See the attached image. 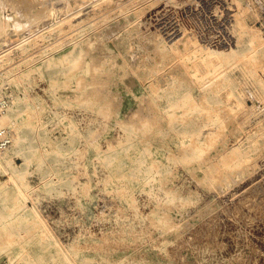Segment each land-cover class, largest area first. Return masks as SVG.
Instances as JSON below:
<instances>
[{
	"label": "rangeland",
	"instance_id": "rangeland-1",
	"mask_svg": "<svg viewBox=\"0 0 264 264\" xmlns=\"http://www.w3.org/2000/svg\"><path fill=\"white\" fill-rule=\"evenodd\" d=\"M79 9L60 31L56 19ZM236 14L264 41L262 0H0V98L12 116L0 126L13 135L2 152L29 195L20 223L14 200L0 202V264H264V91L253 65L215 89L202 52L173 61L161 51L183 34L229 46L207 36L236 39ZM190 140L198 155L182 150ZM239 145L249 157L235 174L225 163ZM7 179L0 169V190Z\"/></svg>",
	"mask_w": 264,
	"mask_h": 264
},
{
	"label": "bare ground",
	"instance_id": "bare-ground-1",
	"mask_svg": "<svg viewBox=\"0 0 264 264\" xmlns=\"http://www.w3.org/2000/svg\"><path fill=\"white\" fill-rule=\"evenodd\" d=\"M75 4H77V1H75ZM83 4L85 3H79V5H76L77 7L80 6H84ZM74 9H76V7H74ZM72 9V10H74ZM68 11L66 12L63 17L61 18H57L55 24L57 25L58 29L60 31H64L65 27L64 24L65 22L68 23L67 21H69V23L72 26V17L76 16V14H78L80 12L81 9L76 10V11ZM233 16V15H232ZM234 18V17H233ZM226 19V18H225ZM230 19V18H229ZM232 19V18H231ZM235 25H236V31H237V38H235V35H231L228 38H225V41H223L224 43L229 44V46L226 47H219V48H213V47H207L205 46L206 44L202 45V43H199L196 39L193 38V36H189L188 34H183V35H178L175 30V33L178 35V37L176 39H174L171 42H166L163 43L162 40H160L159 42H162L164 45V47L161 49V51L163 50L164 53L166 50L169 51L170 55V59L173 61H183V58L187 57L188 55H190L191 53L193 54H198V52H202V56L204 57L205 60H207L208 64L212 67L211 70L213 72V76L212 78H210V80L208 81L209 85H211L213 88L215 89H221L223 87H225V85L229 82L232 81L233 76L230 74L231 69L235 68V67H239L240 64L242 63H247L246 66L249 67L248 62L252 63L253 67L251 69L250 72V76L249 79H251L254 84L259 88L260 91H264V41L263 39H261V34L257 33V32H252L250 33V30L245 26L242 16L236 14L235 16ZM0 24H3V21H1V17H0ZM234 25V26H235ZM3 28V25H2ZM1 29V28H0ZM4 29V28H3ZM166 29V27H165ZM177 29V28H176ZM235 29V28H234ZM2 30V29H1ZM182 32V31H181ZM180 32V33H181ZM168 33V32H167ZM171 33V32H170ZM228 33V32H227ZM169 35V33H168ZM90 40V39H89ZM67 41V40H66ZM65 42V40H64ZM62 43V42H61ZM160 43V44H162ZM60 44V43H59ZM211 44V43H210ZM242 44L247 46V49L241 50L240 47H243ZM224 45V44H223ZM162 46V45H161ZM222 46V45H221ZM73 47V46H72ZM59 50V49H58ZM160 50V49H159ZM162 51V52H163ZM160 52V51H159ZM163 57L166 55L162 54ZM66 56V55H65ZM62 56V57H58L56 59H54L53 62H56V64H59V69H58V74L59 75H64L66 73L63 65L64 62L67 61L66 57ZM201 56V57H202ZM196 57V56H195ZM94 63V62H93ZM176 63V62H175ZM206 63V62H205ZM249 63V64H250ZM49 64V63H48ZM182 64V63H181ZM244 64V65H245ZM193 65V64H192ZM184 66V65H183ZM199 66V65H198ZM243 66V65H241ZM189 67V66H188ZM192 67V66H191ZM247 67V68H248ZM91 68V67H90ZM193 68V67H192ZM203 68V67H202ZM244 68V67H243ZM241 68V69H243ZM88 70V69H87ZM244 70H246L244 68ZM86 72V71H85ZM246 72L244 71V74ZM86 74V73H85ZM189 75H191L190 73H188ZM248 75V74H247ZM176 76V75H175ZM188 76V75H187ZM186 76V78H188ZM190 79L188 78V82H186V88H188L189 90V94L192 96V90L193 88H196L198 86L197 84V80L196 77H191L189 76ZM94 80V79H93ZM169 80V79H168ZM185 80V79H184ZM237 83V82H236ZM76 85V84H75ZM95 85V84H93ZM205 84H202L201 87H204ZM207 85V84H206ZM239 85V84H238ZM230 86V85H229ZM80 87V86H79ZM200 87V86H199ZM236 90V89H235ZM98 91V90H97ZM108 91V90H107ZM227 91V90H226ZM232 92V90H231ZM234 92V91H233ZM155 93V92H154ZM184 93V92H183ZM220 93V92H219ZM235 93V92H234ZM229 94V92H228ZM233 94V93H232ZM4 96H2L0 99H2ZM9 97V96H8ZM19 97V96H18ZM187 97V96H186ZM233 97V96H232ZM189 98V96H188ZM255 99V98H254ZM10 100V97H9ZM193 100V99H192ZM198 100V99H197ZM221 100V99H220ZM237 100V99H236ZM185 101V100H184ZM187 101V100H186ZM227 101V100H226ZM234 101V100H233ZM255 101V100H254ZM256 102V101H255ZM10 103L11 100L9 102V105L7 106V109L0 115V118L2 119H12V116L9 112H7L10 108ZM91 103V100L88 102ZM32 106V105H31ZM218 108V107H217ZM15 109V108H14ZM182 110V109H181ZM135 111V110H134ZM222 111V110H221ZM224 111V110H223ZM7 112V113H6ZM6 113V114H5ZM160 113V112H159ZM158 113V114H159ZM17 114V113H16ZM3 116V117H1ZM174 116V115H173ZM184 116V115H183ZM202 116V115H201ZM130 118V117H129ZM0 119V120H2ZM184 120L186 122H193L197 120V117L191 114H185ZM180 123V122H179ZM182 123V122H181ZM186 125V124H185ZM196 125V124H195ZM187 126V125H186ZM1 128H8L11 131V139L13 141V135H12V129L9 128L8 126H0ZM203 129V128H202ZM207 131V130H206ZM199 133V132H198ZM178 134V133H177ZM196 134L195 132H192V134L190 135H194ZM136 136V135H135ZM181 137V136H180ZM194 138V139H193ZM193 140H198V136L197 137H193ZM191 142H194V141ZM206 140V139H205ZM249 140V139H248ZM25 141V140H24ZM152 141V140H151ZM204 142V141H203ZM219 143V142H218ZM244 143V142H243ZM12 144V142H11ZM10 144V145H11ZM227 144V143H226ZM239 144V143H237ZM254 144V143H253ZM9 145V146H10ZM181 145V144H180ZM8 146V147H9ZM21 140L18 137V142L17 144L14 146V148L12 149L13 151L17 152V153H21ZM243 145H239L236 147L231 148V153L234 157V160H232V162H228L227 164L225 163V165L227 166L226 171L229 170H236L237 174V169L236 168H240L243 163L248 160L247 158L249 157L248 154L245 155L244 153V149L242 148ZM7 147V148H8ZM7 148H5L4 150H6ZM182 150L186 153L190 152V151H196L197 155L200 151V149H202L203 147L200 145H196V142L192 143L191 146H188L186 141L182 142ZM228 149V148H227ZM4 150H0V169H3V171L5 173H7L8 175V182H6V188L5 189H1L0 190V202L3 204H8L11 200H14V205L11 206V211L12 214L19 217V215H17V213L19 212V209L17 206L19 205H23V206H27V203L29 201V195L26 189V183L24 181L25 176L23 173H19L17 172V170L15 169V167L13 166L12 162L9 160L8 156L5 155V153H3L2 151ZM251 150V149H250ZM173 151V150H172ZM246 152V151H245ZM176 153V152H175ZM209 153V152H208ZM215 153V152H214ZM173 155V154H172ZM206 155V154H205ZM179 157V156H178ZM232 157V158H233ZM252 160V159H251ZM177 161V160H176ZM150 163V162H149ZM152 163V162H151ZM251 163V162H250ZM142 164V163H140ZM153 165V164H152ZM151 165V166H152ZM206 165L210 168H214L219 165H216L214 162H207ZM221 165V164H220ZM223 165V164H222ZM223 165V166H225ZM150 166V165H149ZM152 168V167H149ZM219 168V167H218ZM222 168V167H221ZM225 168V167H223ZM220 169V168H219ZM215 170V168L213 169ZM234 170V171H235ZM27 171V170H26ZM219 171V170H218ZM24 172V171H23ZM144 172V171H143ZM225 172V171H224ZM223 172V173H224ZM26 173V172H25ZM217 173V172H216ZM226 173V172H225ZM231 173V172H230ZM147 174V173H146ZM212 174V173H211ZM209 174V175H211ZM214 174V173H213ZM208 175V174H207ZM227 175V173H226ZM233 175H230V178H232ZM206 178V177H205ZM213 175L208 176L207 177V181H210V183H213ZM222 178V177H220ZM226 179V178H225ZM224 179V180H225ZM233 180V179H232ZM228 181V180H227ZM231 181V180H229ZM234 181V180H233ZM232 182V181H231ZM219 183V182H218ZM220 185V184H219ZM171 191V190H170ZM176 193V192H175ZM173 195H176V194ZM178 193V192H177ZM118 194V193H117ZM166 196V195H165ZM175 197V196H173ZM187 197V196H186ZM188 198V197H187ZM176 199L179 200V196H176ZM190 199V198H189ZM175 200V199H174ZM195 201V200H194ZM158 202V201H157ZM180 202V201H179ZM186 203V201H185ZM25 204V205H24ZM175 206V205H174ZM167 209V208H166ZM29 212L37 219V221H41L44 223L38 209L34 206L31 207L29 209ZM21 215V214H20ZM122 217V216H121ZM125 217V216H124ZM136 219V218H135ZM163 222V221H162ZM13 221L11 219H5V221L3 222L4 226H7V228L9 227L8 231L10 230L11 233H14V230L16 228L15 224H12ZM19 223H20V217H19ZM131 231V230H130ZM44 238H50L51 234L49 231L44 230ZM128 234V233H127ZM134 235V234H133ZM129 237V236H128ZM141 237V236H140ZM42 238V237H41ZM133 238V237H132ZM9 243H11V241H9Z\"/></svg>",
	"mask_w": 264,
	"mask_h": 264
},
{
	"label": "built area",
	"instance_id": "built-area-1",
	"mask_svg": "<svg viewBox=\"0 0 264 264\" xmlns=\"http://www.w3.org/2000/svg\"><path fill=\"white\" fill-rule=\"evenodd\" d=\"M264 3V0H262ZM209 39H211L212 44L215 43V45L222 44L223 41H225L223 34H216L214 36H207ZM206 39V37H205ZM9 97L4 96L2 99H0V115L7 109V106L9 105ZM12 142L11 139V131L8 128H1L0 129V150H4L7 148Z\"/></svg>",
	"mask_w": 264,
	"mask_h": 264
}]
</instances>
